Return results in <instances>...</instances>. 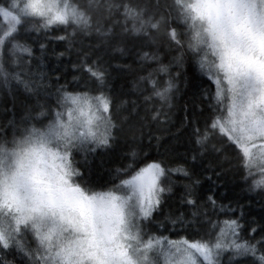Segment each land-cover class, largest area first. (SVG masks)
I'll return each mask as SVG.
<instances>
[{
    "label": "snow or ice",
    "instance_id": "obj_1",
    "mask_svg": "<svg viewBox=\"0 0 264 264\" xmlns=\"http://www.w3.org/2000/svg\"><path fill=\"white\" fill-rule=\"evenodd\" d=\"M0 21V84L15 80L29 92L23 56L33 54L26 42L31 31L56 25L94 29L101 47L106 42L123 51L119 46L131 40L149 48L167 44L180 52L178 61L186 50L215 84L206 97L203 128L193 130L202 154L214 157L206 171L219 176L223 169L216 168L225 161L251 180L250 188L264 189V0H0ZM91 55L84 53L74 67L102 86V58L90 63ZM142 57L156 61L153 52ZM159 71L168 68L160 65ZM141 79L151 85L145 105L153 97L162 102L148 118L160 121L177 86L171 79H152L151 73ZM54 95L41 103L37 92L36 104L0 132V251L15 249L22 264H219L220 254L230 250L251 264H264V236L255 243L241 239L238 219L209 220L214 235L206 232L198 239H169L146 230L171 191L163 184L166 172L190 177L182 166L166 169L153 161L130 176L117 169L119 183L95 190L81 168L89 154L115 139L113 100L101 87L69 92L61 86ZM191 122L198 125L200 118L194 115ZM81 154L83 163L76 159ZM185 196L195 207L192 185ZM207 202L216 205L214 196ZM193 217L198 222V214ZM171 223L191 227L193 221L178 216ZM0 264L8 262L0 258Z\"/></svg>",
    "mask_w": 264,
    "mask_h": 264
},
{
    "label": "trees",
    "instance_id": "obj_2",
    "mask_svg": "<svg viewBox=\"0 0 264 264\" xmlns=\"http://www.w3.org/2000/svg\"><path fill=\"white\" fill-rule=\"evenodd\" d=\"M122 19V16L113 17L114 21ZM59 32H63V35L59 36ZM26 42L32 47L33 54L23 56L26 62L23 79L31 81L32 91L29 92L23 83L15 80H10L7 85L0 84V132L8 128L9 121H19L25 110L36 104L37 92L39 101L43 103L49 93L55 100L54 93L61 86L69 92H87L101 87L113 100L112 115L117 130L110 146L89 154L87 167L81 168L93 182L95 190L104 191L111 188L113 183H119L115 179L117 169L127 171L130 176L153 161L161 162L166 169L182 166L190 177L169 171L163 178V184L171 191L164 194L161 205L153 213V223L149 224L152 225L151 231L172 237L198 239L206 232L214 235L212 224L238 219L242 226L241 239L255 243L264 236V189L250 188L251 180H246L225 161H221V167L216 168L217 172L223 169L219 176L206 171L214 157L202 154L204 150L196 144L193 130L195 127L203 128V118L207 116L209 107L206 97L209 91L215 92V84L186 50L179 61L176 58L180 52L175 46L167 44L163 48L159 45L149 48L141 47L139 40H131L119 46L123 51L114 50L108 48L106 42L101 47L102 38L94 29L83 32L64 25L39 32L31 31ZM40 44L45 45L43 50ZM143 52H153L156 61L144 60ZM84 53H95L90 56V63L97 56L102 58L106 70L102 86L86 72L74 67L80 64ZM160 65H166L168 71L160 72ZM150 73L152 79L162 83L171 79L177 86L170 104L163 105L166 117L160 121L148 117L153 108H161L162 102L155 97L147 105L144 102L145 97L152 93L151 85H146L141 77H147ZM194 115L200 118V124L191 122ZM76 159L83 163V154ZM129 165L132 167L129 168ZM77 166L80 167L79 164ZM197 179L200 183L193 184ZM188 185H192L194 191L195 207L187 203L185 193ZM208 196H214L215 207L207 202ZM193 213L198 214V222ZM178 216L193 221L192 226L173 225L171 221ZM209 220L212 224L207 223ZM253 228L257 229L255 233L251 231ZM194 233H199V236H194ZM0 258L8 264H22L23 260L15 249L0 251ZM237 261L239 264H251L249 259L234 257L230 250H225L219 256V264H237Z\"/></svg>",
    "mask_w": 264,
    "mask_h": 264
},
{
    "label": "rangeland",
    "instance_id": "obj_3",
    "mask_svg": "<svg viewBox=\"0 0 264 264\" xmlns=\"http://www.w3.org/2000/svg\"><path fill=\"white\" fill-rule=\"evenodd\" d=\"M97 191H100V190H97ZM152 219V218H151ZM147 223V222H146ZM151 223H153V222H151ZM150 223V224H151ZM152 225H149V224H147V228H146V230H148V231H150V233L151 234H153V235H160V236H165V237H168L169 239H179V238H181V237H172V236H170L169 234H155V232H153V231H151L152 229Z\"/></svg>",
    "mask_w": 264,
    "mask_h": 264
},
{
    "label": "bare ground",
    "instance_id": "obj_4",
    "mask_svg": "<svg viewBox=\"0 0 264 264\" xmlns=\"http://www.w3.org/2000/svg\"><path fill=\"white\" fill-rule=\"evenodd\" d=\"M63 35V32H59V36H62Z\"/></svg>",
    "mask_w": 264,
    "mask_h": 264
}]
</instances>
